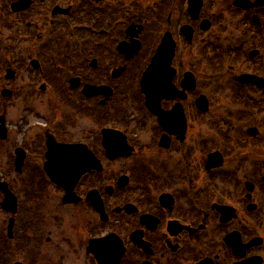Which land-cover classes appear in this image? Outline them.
Masks as SVG:
<instances>
[{
    "label": "flooded vegetation",
    "instance_id": "obj_1",
    "mask_svg": "<svg viewBox=\"0 0 264 264\" xmlns=\"http://www.w3.org/2000/svg\"><path fill=\"white\" fill-rule=\"evenodd\" d=\"M38 1L35 24L23 18L21 31L34 24L51 65L29 58L23 70L41 83L11 89L8 104L23 97L0 104L11 172L1 180L18 204L15 216L0 208V255L22 254L23 264H264V0H202L194 24L171 13L164 34L175 56L145 91L163 40L156 9ZM16 108L19 119L9 118Z\"/></svg>",
    "mask_w": 264,
    "mask_h": 264
},
{
    "label": "rangeland",
    "instance_id": "obj_2",
    "mask_svg": "<svg viewBox=\"0 0 264 264\" xmlns=\"http://www.w3.org/2000/svg\"><path fill=\"white\" fill-rule=\"evenodd\" d=\"M13 1H16V0H0V92L5 87H8L9 89H12V90H15V89L17 90L18 87L19 89H22V88L32 89V87L34 86L37 87V85L41 83L39 76H36L34 78L31 70L30 71L23 70L24 64H26L27 67L30 69L29 58L38 59V57L41 56L42 57L41 59L43 60L42 64L44 67H48L51 65L50 59H49L50 55L49 54L45 55L46 57L42 56L44 52V47L48 45L47 41L45 43H41L40 40L42 39H39V37H37L36 35H32L33 42L31 46L25 45L22 43L23 37L21 35V27H22L21 21L23 18H25L26 21L28 20L30 22H34L35 24L36 18L34 19V17L35 15H37L36 12H38L37 10L39 8L35 7L36 8L35 10L24 13V14L23 13L22 14H11V12L9 11L10 9L9 6H10V3ZM146 1L147 0H135L134 5L139 4V7L151 8L157 1L160 2L162 0H150L149 2H146ZM173 2L175 3V4L173 3L174 7H176V9L173 10L176 16L183 15L185 13V9L183 7L184 1L183 0H177V1L173 0ZM36 6H39L38 0L36 3ZM165 11H166V6L161 7V13H164ZM161 17L162 19H160V21L162 22L163 16L161 15ZM47 34L48 33H46V35L45 33L42 34L41 38L46 37L45 39L49 40V38H47ZM57 39H59V41L65 40L64 38L61 39L60 37L59 38L57 37ZM4 46L8 47V49H6L7 51H3ZM40 46L42 49L40 52H38V49L40 48ZM5 52H7L6 53L7 55L5 54ZM6 61L13 62L11 66L14 67V69H17L18 71L19 76L14 81H10L9 79H6L5 77L6 69L9 67L7 66L6 68V65H5ZM45 76L47 78V75ZM21 97H23V95H22V92L19 90L17 91L15 95V99H12L9 104L7 103L6 100H2V101L3 102L5 101L4 103L8 104V106L9 105L13 106V104L16 103V99L21 98ZM8 113H10V115L8 114L9 118L14 117V118L19 119L18 118L19 111H17V108L10 109ZM0 115H1V111H0ZM2 145H3V141H0V151H2ZM3 157L0 155V178L5 177L3 175H7V174L11 175V172L7 169L8 159L7 157H4V158ZM12 177L13 175L7 178V180L11 182ZM5 259H8V262L4 260V261H0V264H14L17 261H20L22 263L24 262L22 254L20 255L15 252L9 253Z\"/></svg>",
    "mask_w": 264,
    "mask_h": 264
},
{
    "label": "water",
    "instance_id": "obj_3",
    "mask_svg": "<svg viewBox=\"0 0 264 264\" xmlns=\"http://www.w3.org/2000/svg\"><path fill=\"white\" fill-rule=\"evenodd\" d=\"M31 4V0H20L19 2L15 3L12 5V8L14 11H21L24 10L25 8L29 7ZM59 9H57L55 12H58ZM170 41V40H169ZM171 43V42H170ZM128 50V48L125 47H121V52L126 53ZM136 50H134L133 53H135ZM131 53V54H133ZM173 53H174V46H161L159 49L158 54L156 55L154 62L152 64V66L147 70V72L145 73L144 77H143V91L146 90V80L148 79V77H153L154 79H162L164 76V72H166L167 70H165V67L170 65L171 62V58L173 57ZM130 54H128L129 56ZM164 67V69H163ZM14 73L10 71V75L9 76H13ZM0 122L2 124V118L0 119ZM5 138V133L3 134L2 132V126H0V139H4ZM23 159L20 158L19 159V165L21 166ZM0 190L1 192H3L6 195V201L3 203V207L11 212H13V214L16 213L17 211V203H16V199L15 197L9 192L8 190V186L6 183H2L0 182ZM13 225H14V221H11L10 227H9V231L11 232V237H12V229H13Z\"/></svg>",
    "mask_w": 264,
    "mask_h": 264
}]
</instances>
